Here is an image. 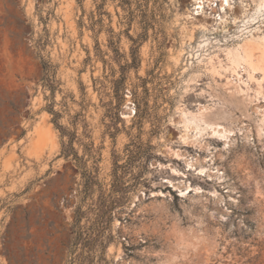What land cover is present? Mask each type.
I'll return each mask as SVG.
<instances>
[{"label":"rangeland","instance_id":"1","mask_svg":"<svg viewBox=\"0 0 264 264\" xmlns=\"http://www.w3.org/2000/svg\"><path fill=\"white\" fill-rule=\"evenodd\" d=\"M130 1L0 0V264H264L263 0Z\"/></svg>","mask_w":264,"mask_h":264},{"label":"bare ground","instance_id":"2","mask_svg":"<svg viewBox=\"0 0 264 264\" xmlns=\"http://www.w3.org/2000/svg\"><path fill=\"white\" fill-rule=\"evenodd\" d=\"M232 2H233L232 0H192V8H188L187 17L192 18V17H194V15H200V14L204 13L205 6H208V7H211L213 9L216 8V10L214 11V14L212 16H210V18L213 19V23L214 24H224L228 20L227 10L232 9L234 7ZM241 2L243 5V10L246 11L248 9V7H246L247 4H245L242 0H241ZM259 8L260 9L264 8V0L259 5ZM258 45H259L258 42H256L255 40L248 39L244 43L240 44L237 48H235V50L232 51V53H233L232 56H233V63L235 65H239L241 62H246L247 64H249V66L252 69L251 77L254 76V74L258 70H261L262 79L259 82V85H260L259 91L262 92V90H263L262 87H263V83H264V49L262 50V53L259 56L254 57L255 49L258 47ZM229 97H231V96H229ZM210 113H208L209 117L211 115ZM200 114H202V113L200 112ZM200 114H198V115L200 116ZM191 115H192V117H190V119H186L187 123L185 124V127H186L185 130H186L187 134L189 133V130L191 128H193V127H191L192 123L196 124L197 131H198V128L200 129L199 133H201L202 130H204L202 128L201 123L206 124L205 127L206 126H211V128L216 127L213 125V123L208 122L205 118H203V117L199 118L197 114H191ZM214 119L216 120L217 118L214 117ZM211 122H213V121H211ZM194 127H195V125H194ZM220 127L221 126H219V130L214 128L213 131H215L216 133L217 132L219 133ZM223 130H224V126H223ZM223 130H221V133ZM194 137H196V136H194Z\"/></svg>","mask_w":264,"mask_h":264},{"label":"trees","instance_id":"3","mask_svg":"<svg viewBox=\"0 0 264 264\" xmlns=\"http://www.w3.org/2000/svg\"><path fill=\"white\" fill-rule=\"evenodd\" d=\"M105 1V0H102ZM122 2H124V4H129L131 3L130 0H122ZM130 13L132 15H135L134 11H130ZM142 15L144 17H149V13L148 10L143 9L142 10ZM50 67L51 65H48L47 62H43V69H44V77H43V81H44V86H48L51 90L52 95L54 96L55 92H56V85H55V81L53 80L52 76L50 75ZM118 87V86H117ZM49 112L52 113L53 115V122L55 123L56 128L60 131V135H61V142H62V148H63V154L67 157H69L71 155V148H73V141L75 138V133H72V137L70 136V131L68 129V127L64 126L63 124L59 123L58 119L61 116V112L59 110H55L53 106L49 107ZM68 136L69 140L68 142L65 140V137ZM76 158H79L78 155H76ZM83 177L85 178L86 182H85V190L86 192H91L93 190V182H94V170L92 169H83ZM114 203H116V200H113L110 205H109V212L112 210Z\"/></svg>","mask_w":264,"mask_h":264}]
</instances>
